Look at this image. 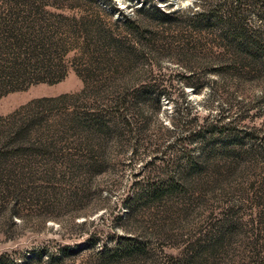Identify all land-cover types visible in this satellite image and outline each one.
<instances>
[{
	"label": "rangeland",
	"instance_id": "rangeland-1",
	"mask_svg": "<svg viewBox=\"0 0 264 264\" xmlns=\"http://www.w3.org/2000/svg\"><path fill=\"white\" fill-rule=\"evenodd\" d=\"M194 2L0 0L1 262L264 264V66L219 67L189 26L137 11ZM40 29L58 49L26 44ZM120 93L130 121L81 145Z\"/></svg>",
	"mask_w": 264,
	"mask_h": 264
},
{
	"label": "trees",
	"instance_id": "trees-1",
	"mask_svg": "<svg viewBox=\"0 0 264 264\" xmlns=\"http://www.w3.org/2000/svg\"><path fill=\"white\" fill-rule=\"evenodd\" d=\"M96 1V0H95ZM91 0V2H95ZM227 3H224V2ZM221 1L216 5H213L211 0H195L189 6L178 7L174 9L170 8H161V7H146L142 6L140 9H137L138 12H145L148 16L155 18H162L163 21L184 24L191 28V32L198 36V41L195 42V48L197 49H207L208 56L215 59V62L219 63V67H225L226 65H238L239 67H250L258 68L264 62H258L261 59L262 54H264V35L260 34L259 30L255 29L246 17V12L244 4L246 2H255L254 0H232L231 4L229 0ZM261 7L264 8V0L261 1ZM36 8V7H35ZM264 11V10H263ZM40 12L39 7L35 10L33 7H27L23 14L25 18L34 17V20H40L35 18V15ZM24 18V19H25ZM151 18V19H155ZM123 24L126 26H133L135 23L134 17L129 14L123 15ZM42 21H45L42 18ZM44 23V22H42ZM40 24V22L38 23ZM21 24H15L16 28H20ZM23 25V24H22ZM29 24L28 26H30ZM36 27V24H33ZM44 25H40L42 28ZM40 37L36 36L35 39H29L26 41V44L30 48H34L33 51L38 50L39 48L43 49L44 55L45 51H53V49H58L57 41H54L47 32H43L40 29ZM136 32V31H135ZM114 39V38H113ZM111 40L112 43L115 40ZM21 40V39H20ZM205 40V42H204ZM54 47V48H53ZM49 49V50H48ZM118 55L121 53V49H117ZM37 59L35 55H33ZM230 57L234 61L229 64L228 60L226 63L224 59ZM259 63V64H258ZM19 75L22 77L24 72L19 71ZM145 90L143 91V93ZM140 94L136 93V98H139ZM120 99L116 100L114 105H109L107 108L102 109L95 115H86L84 117L83 124L81 125V134H84L82 137L84 144L89 150H91L89 145H86L88 142L98 144V146L106 150L110 136L112 134H118L120 132V127L118 122L127 123L130 121L126 112L128 97L126 94L120 93ZM202 131V130H201ZM197 136H201V132H196ZM198 167L201 166L197 164ZM195 165V166H197ZM93 164L91 167H94ZM92 169V168H91ZM196 172V169H193V172L190 173H181L180 174V183L181 179H184V183L191 182L192 175ZM176 185H173L174 187ZM166 186H161L156 188V190L150 187L148 194V199L152 197H157L165 193ZM152 190V191H151ZM0 264H5L0 261Z\"/></svg>",
	"mask_w": 264,
	"mask_h": 264
}]
</instances>
